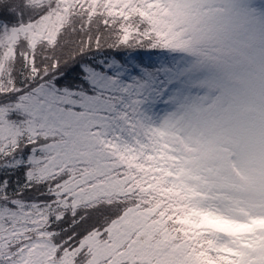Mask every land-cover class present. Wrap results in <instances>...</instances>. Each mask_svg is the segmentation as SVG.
<instances>
[{
  "label": "snow or ice",
  "instance_id": "obj_1",
  "mask_svg": "<svg viewBox=\"0 0 264 264\" xmlns=\"http://www.w3.org/2000/svg\"><path fill=\"white\" fill-rule=\"evenodd\" d=\"M0 264H264V0H0Z\"/></svg>",
  "mask_w": 264,
  "mask_h": 264
}]
</instances>
